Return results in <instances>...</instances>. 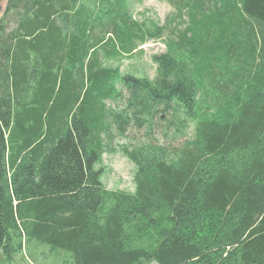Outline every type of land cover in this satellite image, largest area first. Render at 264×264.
Wrapping results in <instances>:
<instances>
[{"label": "trees", "instance_id": "trees-1", "mask_svg": "<svg viewBox=\"0 0 264 264\" xmlns=\"http://www.w3.org/2000/svg\"><path fill=\"white\" fill-rule=\"evenodd\" d=\"M85 1L10 0L0 21V264L23 240L64 264H264V0H160L163 27ZM165 33L152 80L124 73ZM157 123L184 143L124 148L135 192L104 189L103 137Z\"/></svg>", "mask_w": 264, "mask_h": 264}, {"label": "rangeland", "instance_id": "rangeland-1", "mask_svg": "<svg viewBox=\"0 0 264 264\" xmlns=\"http://www.w3.org/2000/svg\"><path fill=\"white\" fill-rule=\"evenodd\" d=\"M9 1L10 0H0V21L5 20L11 24L10 22L14 23L17 17L12 10L5 14L6 6ZM83 1L84 0H78L77 5ZM85 2L87 3L86 8L91 14H96L98 1L86 0ZM23 6V3H21L17 10L19 11ZM128 9L131 16L137 22L144 23L145 25L148 24L150 27H152V25H159L160 27L166 26V23H169V19L175 14V10L171 5L160 0H129ZM59 25L65 27L61 21H59ZM12 26L11 24L10 28ZM180 27L184 28L185 24ZM9 31L10 30H8V32ZM63 31H65V29ZM167 38L168 36L165 33V36L160 41H148L143 46H140L133 56L122 59V70L124 73H130L139 77L146 76L152 80L156 75V65L152 61V56L165 51L163 43L166 42ZM106 64L116 65L113 62H107ZM117 90L122 94L125 93L120 86H117ZM105 106L106 109H114L116 104L112 101H105ZM110 134L113 135L111 141L103 137L104 135L102 136V146L98 153L99 159L94 169L96 171L100 170V181L104 189L113 192H127L130 194H134L135 192L134 178L137 173V168L124 155V148L130 150L137 147L136 149H138V147L151 144L176 147L185 141L172 140L173 132L164 131L159 123H157L155 129L149 135H146L144 131H133L129 132L126 138H121L115 134L113 129L110 130ZM190 135H192L191 130L186 133V136ZM65 262V255L58 252L51 253L47 248L36 250L23 240L21 252L15 255L13 264H64Z\"/></svg>", "mask_w": 264, "mask_h": 264}, {"label": "crops", "instance_id": "crops-1", "mask_svg": "<svg viewBox=\"0 0 264 264\" xmlns=\"http://www.w3.org/2000/svg\"><path fill=\"white\" fill-rule=\"evenodd\" d=\"M8 4H9V2L7 3L5 14H6L7 12H10L9 10H7ZM10 23H11L12 25H14V23H12V22H10ZM11 24H9L8 22H6L5 31H6L8 34H12L13 31H14L13 26L10 28V25H11ZM59 27L61 28L62 32H63L64 29H65V31L68 29V28H65L64 26H60V25H59ZM9 28H10V29H9ZM8 30H10V31L8 32ZM33 59H34V58H33V56H32V57H31V60H33ZM11 65H12V62H9V63H8V62H5L3 65H0V75H3L4 72L7 74V73H8V66H11ZM59 73L62 74V71H58V74H59ZM61 74H60V76H61ZM60 76H59V80H58V83H57V87L59 86V83H60V81L62 80ZM83 76H84V83H82V85H84V86H82V87L86 88L87 85H88V83H87V70H86V66H85L84 71H83ZM32 85H34V84H32ZM82 93H83V92H82ZM82 93H81V96H80L79 99H81V97H82ZM74 109H75V108H74Z\"/></svg>", "mask_w": 264, "mask_h": 264}]
</instances>
